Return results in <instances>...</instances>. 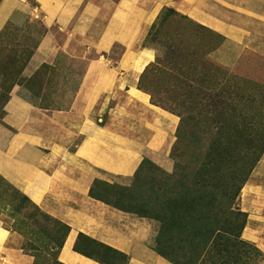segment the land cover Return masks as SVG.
<instances>
[{
	"label": "crops",
	"instance_id": "obj_1",
	"mask_svg": "<svg viewBox=\"0 0 264 264\" xmlns=\"http://www.w3.org/2000/svg\"><path fill=\"white\" fill-rule=\"evenodd\" d=\"M164 9L221 37L211 52L218 65L237 67L248 53L264 61V0H0V32L28 20L46 29L23 78L63 55L87 62L67 109H41L15 85L0 124V175L70 228L57 254L61 264H99L72 250L78 233L126 255L127 264H170L154 251L155 221L89 197L94 180L130 186L144 159L170 170L164 150L178 119L137 86L154 56L139 45ZM115 47L122 50L117 61L92 59ZM257 173L264 205V152ZM14 239L0 226V264H32Z\"/></svg>",
	"mask_w": 264,
	"mask_h": 264
},
{
	"label": "rangeland",
	"instance_id": "obj_2",
	"mask_svg": "<svg viewBox=\"0 0 264 264\" xmlns=\"http://www.w3.org/2000/svg\"><path fill=\"white\" fill-rule=\"evenodd\" d=\"M40 30L35 20L8 28L0 35V48L31 49L41 38ZM221 42V37L170 9L160 12L141 41L139 50L148 49L154 56L141 70L137 86L148 95L152 105L177 117L178 124L173 142L164 150L170 170L149 159L142 160L130 185L137 196L133 205L150 208L156 201L164 206L177 195H183L187 184L193 190L204 188L217 199L222 192L223 213L217 226H209L211 233L201 238L206 246L197 264H211L216 245L222 247L223 239L234 237L242 223L239 239L243 244L232 250V255L238 257L240 264H264V205L260 203L258 173L256 177L253 175L260 159L253 162L258 153L254 155L250 150L252 140L256 145L264 144V61L258 54L248 53L237 67L218 65L211 52ZM121 53V48L115 47L109 55L92 54V59L114 62ZM58 60L54 82L43 87V92L50 93L53 102L66 106L85 61L83 64L65 55ZM39 70L48 72L49 68ZM13 87L9 92L0 88L1 125ZM31 96L37 104L40 102ZM200 178L206 181L205 187L195 184ZM251 181L255 183L252 189L248 188ZM181 184L185 187H180ZM94 188L100 194V185ZM22 195L0 175V226L14 236V244L31 257L32 264H57L58 235L62 233L54 223L58 220L29 199L22 200ZM228 207L241 216L230 218ZM150 220L157 223V236L160 223L155 218ZM219 229L232 235L218 234ZM176 238L163 236V241L171 246L168 242L176 243ZM179 240L186 246L191 235ZM108 259L112 264L123 263L116 256Z\"/></svg>",
	"mask_w": 264,
	"mask_h": 264
},
{
	"label": "trees",
	"instance_id": "obj_3",
	"mask_svg": "<svg viewBox=\"0 0 264 264\" xmlns=\"http://www.w3.org/2000/svg\"><path fill=\"white\" fill-rule=\"evenodd\" d=\"M37 24L41 29L40 37H42L46 33V29L43 27L41 22L37 21ZM13 27L14 26H12L11 24H7L0 32V35L4 34V32L8 28ZM37 45L38 42L31 49L20 46L10 47L9 49L0 48V88L3 89V91L9 92L10 89L15 85L23 86L34 97L39 98V108L44 110L67 109L78 89L79 82L85 72L87 64L85 62L84 69L81 71V73L77 74V82L75 85H73L74 87L69 103L66 106L62 105L61 103H55L51 100L50 93L44 94L43 87H49L52 82H54L53 76L56 72V65L60 64L59 60L56 61L54 66L48 67V72L37 70L29 78L25 79L21 77V74L28 64L29 60L31 59ZM80 62L84 64V61ZM70 72H72V70H70ZM250 150L254 155H257L258 153V155L252 160L256 163L261 158L264 152V144L256 145L255 140H252V142L250 143ZM140 165L137 170H140ZM204 183H206V181L202 178H200L199 180L196 179L195 181L196 185L201 184V186L205 187ZM96 185H100L101 187L99 190L100 194L95 192L94 187ZM180 187L185 186L181 184ZM219 195L221 196V198L217 199L214 193L207 192L204 190V188L193 190L187 184L186 190L183 195H177L164 206H161L159 202L155 201L150 206V208L155 209V211H151L150 208H147L146 206L133 205V203L136 202L137 198V196L135 195L134 186H119L108 184L107 182L100 180H94L89 189L90 198L108 205L114 209H117L124 213L135 214L141 218L157 219L160 225L154 241V251L159 256L164 258L166 261L168 260V262H171L172 264H197V261L200 259V254L206 246V243L201 238L204 237L203 235L211 233V229L209 228V226H217L219 223V215L223 213V203L221 199L224 194L220 192ZM22 200L25 201L28 200V198L22 195ZM22 200L18 203V206L21 205ZM229 209L230 208L228 207L226 211L228 210V214L231 215L230 218L237 219V215L241 216L240 212H231ZM54 223L57 228H59V230L62 229V233L58 235L60 236V240L57 244V249L59 251L63 246L70 228L66 224L59 221H54ZM241 225L243 228L244 223H242ZM242 228L240 229V231L242 230ZM240 231L236 232V235H234V237L231 236V238L223 239V242L221 243L223 244L222 247L220 244L216 245L218 247L216 249V256L211 264L241 263L240 260L237 259L238 257L236 258L232 255V250L237 248L241 243L243 244V242L239 239ZM224 233H226L227 235H232L230 232L227 233L221 229L218 230V234ZM186 234L191 235V241L188 240L186 246H184V244H180L181 240H179V237ZM169 235L177 237L176 243L178 244L172 243L170 240L168 243H171L173 246L167 245V242L163 241V236ZM219 237H222V235H220ZM227 247H229L231 251L228 250ZM92 248H99L100 251L93 252L91 250ZM72 250L80 255H83L84 257L94 260L99 264H112L108 258L113 256L120 258L123 262L122 264L128 263V258L126 255L104 244H101L82 233L77 234ZM96 254L100 256H96ZM55 262L57 264H61L60 262H58V260Z\"/></svg>",
	"mask_w": 264,
	"mask_h": 264
}]
</instances>
